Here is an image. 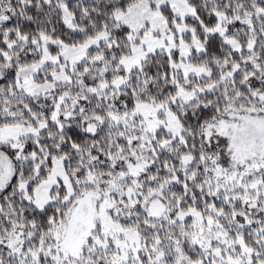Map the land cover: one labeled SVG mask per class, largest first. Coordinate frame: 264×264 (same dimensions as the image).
Here are the masks:
<instances>
[{
    "label": "snow or ice",
    "instance_id": "obj_1",
    "mask_svg": "<svg viewBox=\"0 0 264 264\" xmlns=\"http://www.w3.org/2000/svg\"><path fill=\"white\" fill-rule=\"evenodd\" d=\"M0 264H264V0H0Z\"/></svg>",
    "mask_w": 264,
    "mask_h": 264
}]
</instances>
